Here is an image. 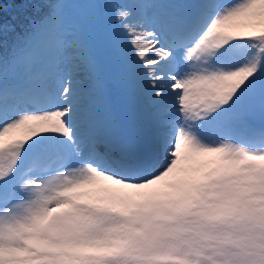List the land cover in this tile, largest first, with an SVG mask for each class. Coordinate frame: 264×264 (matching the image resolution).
Returning <instances> with one entry per match:
<instances>
[{
	"label": "snow or ice",
	"instance_id": "snow-or-ice-1",
	"mask_svg": "<svg viewBox=\"0 0 264 264\" xmlns=\"http://www.w3.org/2000/svg\"><path fill=\"white\" fill-rule=\"evenodd\" d=\"M0 264H264V0H0Z\"/></svg>",
	"mask_w": 264,
	"mask_h": 264
}]
</instances>
